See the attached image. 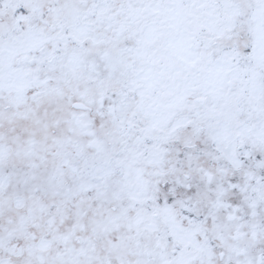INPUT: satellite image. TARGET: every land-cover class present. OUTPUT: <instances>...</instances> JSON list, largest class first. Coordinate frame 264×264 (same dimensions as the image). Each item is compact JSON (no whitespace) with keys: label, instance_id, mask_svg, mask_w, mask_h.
Instances as JSON below:
<instances>
[{"label":"snow or ice","instance_id":"obj_1","mask_svg":"<svg viewBox=\"0 0 264 264\" xmlns=\"http://www.w3.org/2000/svg\"><path fill=\"white\" fill-rule=\"evenodd\" d=\"M0 264H264V0H0Z\"/></svg>","mask_w":264,"mask_h":264}]
</instances>
